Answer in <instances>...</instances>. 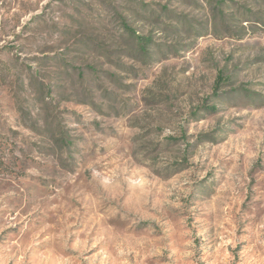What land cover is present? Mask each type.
<instances>
[{"label": "rangeland", "instance_id": "374dc122", "mask_svg": "<svg viewBox=\"0 0 264 264\" xmlns=\"http://www.w3.org/2000/svg\"><path fill=\"white\" fill-rule=\"evenodd\" d=\"M215 1L0 0V264H264V1Z\"/></svg>", "mask_w": 264, "mask_h": 264}, {"label": "trees", "instance_id": "16d2710c", "mask_svg": "<svg viewBox=\"0 0 264 264\" xmlns=\"http://www.w3.org/2000/svg\"><path fill=\"white\" fill-rule=\"evenodd\" d=\"M211 2L213 0H210ZM264 1V0H263ZM216 4H221L223 3L222 0H216L215 1ZM120 19L122 21V25H121V29L122 31L118 34V37L120 38H127L128 42L130 44H133V46L135 47V51L137 52V54L139 56L145 57V58H151L150 54L152 53L151 48L156 44L155 41V37H154V33H140L137 29L131 27L129 24H127L126 22V17L125 15L121 14L120 15ZM161 18L159 17L157 20H160ZM44 59V58H43ZM69 66V63H68ZM94 67H90L91 70H93V72H95V70L93 69ZM223 80V76L222 74L219 75V79L217 81V85L216 88L217 90L220 88V85ZM219 93H215L214 96H217ZM210 110H217L216 105H211L209 107ZM63 142L67 143V141L63 138Z\"/></svg>", "mask_w": 264, "mask_h": 264}]
</instances>
